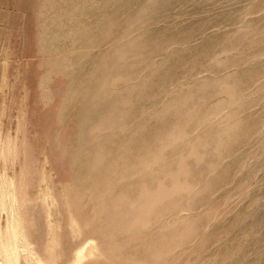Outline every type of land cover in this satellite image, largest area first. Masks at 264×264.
Instances as JSON below:
<instances>
[{"label":"rangeland","instance_id":"374dc122","mask_svg":"<svg viewBox=\"0 0 264 264\" xmlns=\"http://www.w3.org/2000/svg\"><path fill=\"white\" fill-rule=\"evenodd\" d=\"M0 264H264V0H0Z\"/></svg>","mask_w":264,"mask_h":264}]
</instances>
